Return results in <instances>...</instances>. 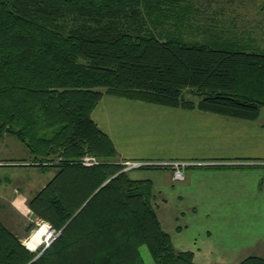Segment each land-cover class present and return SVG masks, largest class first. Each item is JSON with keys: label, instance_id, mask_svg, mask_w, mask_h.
<instances>
[{"label": "trees", "instance_id": "1", "mask_svg": "<svg viewBox=\"0 0 264 264\" xmlns=\"http://www.w3.org/2000/svg\"><path fill=\"white\" fill-rule=\"evenodd\" d=\"M196 1L0 0V135L31 155L3 166L54 171L27 203L59 231L35 258L0 221V264H144L141 246L154 264H197L162 228L151 182L130 177L91 118L104 95L258 118L264 49L192 23ZM86 155L100 161L84 166Z\"/></svg>", "mask_w": 264, "mask_h": 264}, {"label": "crops", "instance_id": "2", "mask_svg": "<svg viewBox=\"0 0 264 264\" xmlns=\"http://www.w3.org/2000/svg\"><path fill=\"white\" fill-rule=\"evenodd\" d=\"M91 118L121 162L197 163L185 168L183 181H174L169 167L129 171L131 178L151 182L158 219L177 250L192 251L197 264L264 258V125L258 118L233 119L107 95ZM4 163L0 161L1 168L8 167ZM35 170L48 181L54 175ZM20 190L23 185L11 198V210L27 218L31 197ZM174 203L184 207L179 225L168 209Z\"/></svg>", "mask_w": 264, "mask_h": 264}, {"label": "rangeland", "instance_id": "3", "mask_svg": "<svg viewBox=\"0 0 264 264\" xmlns=\"http://www.w3.org/2000/svg\"><path fill=\"white\" fill-rule=\"evenodd\" d=\"M196 6L198 7V14H193L192 23H197L202 27H214L218 30L224 29L230 31V33L238 36L240 40L246 43H252L254 41L255 45L264 49V0H197ZM200 37V35H197L190 39L195 38L200 40ZM194 100H197V98L195 97ZM257 121L262 122L264 125V107L261 108V115ZM29 157H31L29 150L14 134L6 131L0 135V161L22 160L28 159ZM96 161L99 162L100 160ZM79 162H81V159ZM28 175L31 176L28 178ZM47 182V175H40L35 169L22 170L20 167H0V221L15 234H23L25 236V239H21L22 244H24L29 236L32 237L36 235L40 226L36 224L37 220L30 212L27 213V218L13 213L10 204L11 198L21 185H23L24 190H20V192H24V194L27 193V197H32ZM155 202L154 206L158 208V201ZM168 209L171 213L170 217L172 222L178 225L181 224L183 215L179 214V212H182L184 207L174 203L170 205ZM47 225L50 224L47 223ZM53 229L56 230L55 228ZM181 229L185 231L184 228ZM42 235L43 234H40V237L35 241V245L38 246L37 249H29L30 251H36L34 252L36 257L46 248L42 242ZM26 242L24 245L25 247ZM139 251L144 264H154L146 246H141ZM196 256L206 259L214 258L211 254H199ZM219 262L220 261L215 264H220Z\"/></svg>", "mask_w": 264, "mask_h": 264}, {"label": "built area", "instance_id": "4", "mask_svg": "<svg viewBox=\"0 0 264 264\" xmlns=\"http://www.w3.org/2000/svg\"><path fill=\"white\" fill-rule=\"evenodd\" d=\"M97 159L93 156L90 155H86L84 157L81 158V164L84 166H92L97 164L98 162L96 161ZM125 165V170H132V169H138L140 167H144V166H148V165H155V166H167L169 168H171L172 170V179L174 181H183L184 180V170L187 166H191V165H195L197 163L194 162H185V161H170V162H166V163H150V162H141V161H134V162H124L123 163ZM37 222L36 224L38 226H40V228L43 225L47 226V230H49V234L47 237H45L43 239V243H44V247H47L55 238H57V236L59 235V232L54 230L53 228H51L50 225H47V223L43 222L40 219H36ZM39 228V229H40ZM38 229V230H39ZM30 238V236L28 237V239ZM26 239L25 242L28 240ZM24 242V245H25ZM38 246H36L35 249L36 250Z\"/></svg>", "mask_w": 264, "mask_h": 264}, {"label": "bare ground", "instance_id": "5", "mask_svg": "<svg viewBox=\"0 0 264 264\" xmlns=\"http://www.w3.org/2000/svg\"><path fill=\"white\" fill-rule=\"evenodd\" d=\"M40 234H43L42 237H41L43 239L48 236L49 230H47V226L46 225H43L39 230H37L36 235H34V236H32V237H30L28 239V241L26 242V247L28 249H31V250L35 249V246H36L35 245L36 244L35 241H36V239L38 237H40Z\"/></svg>", "mask_w": 264, "mask_h": 264}, {"label": "water", "instance_id": "6", "mask_svg": "<svg viewBox=\"0 0 264 264\" xmlns=\"http://www.w3.org/2000/svg\"><path fill=\"white\" fill-rule=\"evenodd\" d=\"M8 130H9V129L7 128L6 131H8ZM35 258H37V257H35Z\"/></svg>", "mask_w": 264, "mask_h": 264}]
</instances>
